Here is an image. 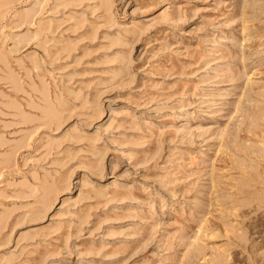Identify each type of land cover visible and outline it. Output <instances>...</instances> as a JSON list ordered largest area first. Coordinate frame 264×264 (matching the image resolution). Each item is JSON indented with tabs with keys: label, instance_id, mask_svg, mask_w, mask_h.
Returning a JSON list of instances; mask_svg holds the SVG:
<instances>
[{
	"label": "rangeland",
	"instance_id": "obj_1",
	"mask_svg": "<svg viewBox=\"0 0 264 264\" xmlns=\"http://www.w3.org/2000/svg\"><path fill=\"white\" fill-rule=\"evenodd\" d=\"M0 264H264V0H0Z\"/></svg>",
	"mask_w": 264,
	"mask_h": 264
}]
</instances>
